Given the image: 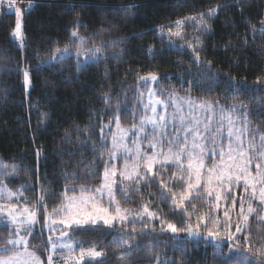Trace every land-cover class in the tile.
<instances>
[{"label":"snow or ice","instance_id":"1","mask_svg":"<svg viewBox=\"0 0 264 264\" xmlns=\"http://www.w3.org/2000/svg\"><path fill=\"white\" fill-rule=\"evenodd\" d=\"M237 2L216 5L206 11L193 10L156 26L154 30L158 29L162 45L168 50L183 53L190 49L194 54L197 72H188L193 76L188 81V89L184 90V95L175 89L165 91L159 86L164 77L149 72L137 78L140 87L136 90L131 126L121 125V108L125 103L121 101L113 109L116 115L109 117L107 123L101 122L98 132L97 126L91 123L83 128L73 124L70 130H65L60 144L70 142V147L60 149L61 154L74 156L79 150L81 155L90 152L91 157L77 161L75 166L71 161H61L60 171L54 169L53 175L65 181L62 190L57 189L55 180L45 185L47 175H41L39 171L44 159L42 147L35 149L39 188L33 198L25 197L24 193L32 191L35 185L26 183L15 191L8 188L5 181L18 175L19 165L0 161V218H7L0 219V227L8 228L6 238L0 235V264H45L32 250V238L40 240L37 250L48 252L46 264H54L58 253L62 254L59 258L64 264H105L106 249L113 245L122 264L141 249H149L146 255L154 257L155 264H191L190 258L186 259L188 242L194 247L203 242V264H264V230L254 234L250 226L253 217L258 225H264V119H261L264 117V95L257 99L247 96L245 103L240 99L245 96L241 89L250 86L234 77H226L223 90L218 96H212L222 83L220 74L212 71L211 60L200 58L204 44L200 34H211L208 21L223 8L233 7ZM3 3L4 0H0V5ZM18 3L19 0H7L8 13L14 9L16 17L11 36L20 42V48H26L23 14L31 10L35 0H31L28 9L16 6ZM183 3L184 0H178L176 7ZM75 6L68 5L69 8ZM85 27L77 18L69 43L60 47L56 41L49 54L38 52L39 59L34 66L5 70L22 73L23 85L28 92L32 88L31 73L42 66L53 67L75 56V66L79 70L108 55L106 45H118L128 39L124 36L101 39L98 44L92 41L91 46L85 47L89 43V34L87 31L84 35L79 33V29ZM188 27L194 29L191 40L187 39L189 34L185 31ZM257 31L264 36V21L259 29L252 28L253 34ZM244 43L247 44L246 39ZM231 46L229 42L225 48ZM163 50V47L154 50L151 46L148 49L149 55ZM122 52L123 49L110 55L118 56ZM203 65L206 70L200 71ZM260 80L257 77L255 85H259ZM193 88L207 92L209 96L193 97ZM257 91L264 93V88H257ZM229 92L234 94L231 98ZM100 98L106 105L101 111L106 115L107 106L112 103L111 93H102ZM222 100L229 102L221 103ZM257 109L259 114L255 115ZM41 118L47 120L48 114L41 113ZM253 118L258 121L255 125ZM9 167L12 171H6ZM25 171L32 173L33 169L29 167ZM89 179L100 182L95 186L76 183ZM145 184L157 186L159 201L167 207V214L152 200L142 201L136 208L124 206L134 194L142 195ZM13 200L23 203H12ZM157 221L159 228L155 226ZM137 224L140 227H136ZM37 225H40V237H35ZM45 232L46 240L43 238ZM113 232L116 235L104 244ZM74 233L85 237L92 233L99 238L92 241L76 239ZM163 236L168 239L162 241ZM145 237L150 239L144 240ZM160 243L180 256L161 254L156 250ZM86 244L89 246L85 247ZM101 244L104 246L100 247ZM208 246L213 249L211 262L206 258Z\"/></svg>","mask_w":264,"mask_h":264},{"label":"trees","instance_id":"2","mask_svg":"<svg viewBox=\"0 0 264 264\" xmlns=\"http://www.w3.org/2000/svg\"><path fill=\"white\" fill-rule=\"evenodd\" d=\"M27 1L28 6L24 9H28L31 3V0ZM177 2L178 0H35L31 10L23 14L22 30L27 38L24 41L26 48H20V42L11 36L15 26V12L12 10L9 14L8 9H5L0 13V50H2L0 51V161L8 165H19L18 175L10 181H5L10 189L15 191L21 185L29 183L35 187L24 195L28 198L36 196L39 185L36 183L35 149L42 147L44 159L39 171L41 175H47L45 185L55 180L57 189L62 190L65 181L53 175L54 169L57 172L60 171L58 166L61 165V161H71L72 166H75L77 161L88 160L91 157L90 152H84L81 155L79 150L74 156L61 154L60 149L66 150L70 147V142L60 144L65 130H70L73 124L83 128L91 123L97 126L98 132L101 122L107 123L109 117L116 115L113 109L121 101L125 102L121 108L123 113L121 125L131 126L133 104L137 97L136 90L140 87L138 76L156 72L164 77L159 81L161 88L165 91L175 89L180 95L185 94L184 90L188 89V81L193 79L188 72H197L194 54L190 49H186L183 53L168 50L166 45H162L158 29H154L157 25L169 20L174 21L188 15L193 10L206 11L216 5L233 4L234 0H184L180 7H176ZM70 4L76 6L69 8ZM130 4H136L137 7L128 8L127 5ZM129 13L134 14L129 15ZM77 18L86 26L79 29V33L84 35L87 31L89 34V43L85 47L91 46L92 41L98 44L101 39H115L121 36L128 39L118 45H106L105 52L108 55L101 58L99 62L85 64L79 70L75 66V56L53 67L42 66L39 71L31 73L32 88L26 92L22 73L9 72L5 69L34 66L39 59L38 52L42 55L49 54L56 46V41H59L60 47L69 43V35ZM262 21H264V0H238L233 7L223 8L217 16L208 21L211 34H200V39L204 41L200 58L213 62L212 71L218 72L222 81L220 87L211 93L212 96H218L223 90L227 83L226 77H234L250 86L241 89L245 96L240 99L245 103L248 102L247 96L257 99L264 95L257 91V88H264V36L258 31L255 34L252 32L253 27L256 29L261 27ZM185 31L189 34L187 39L191 40L194 29L188 27ZM93 33L97 35H92ZM245 39L247 44L244 43ZM229 42L232 46L226 49L225 45ZM150 46L154 50L162 47L164 50L159 54L149 55ZM121 49H123L121 55H110L113 52H120ZM8 57H14V59H8ZM62 64L63 67H61ZM129 69L131 71H128ZM199 70L205 71L206 65L201 66ZM257 77L261 78L259 85H255ZM102 93H111L112 96V103L107 106L109 111L106 115L101 111L106 107L100 98ZM191 95L208 97L209 93L193 88ZM233 95L231 92L228 93L229 98ZM226 102L229 101H221V103ZM43 112L48 114L45 121L41 118ZM258 114L257 109L255 115ZM257 122L255 118L252 119L253 125ZM112 128L114 131V122ZM110 136L111 133L109 138ZM73 141H75V134H73ZM90 146L91 141H89ZM29 167L33 169L32 173L25 171ZM100 170L101 172L103 170L102 164ZM6 171H12L11 167ZM99 182L98 179H89L78 180L76 183L95 186ZM239 191L243 190L239 189ZM147 200H152L154 205L162 208L163 213L167 214V207L159 201L156 185L149 187L145 184L142 195L134 194L124 206L136 208L142 201ZM121 202L124 203L122 199ZM238 208L239 205H237ZM220 214L223 215L222 212ZM167 218L172 219L171 216ZM233 220H235V214H233ZM155 226L159 228V221ZM250 226L254 234L264 230V225H258L254 217L250 219ZM136 227L140 225L137 224ZM7 232L8 228L0 227V235L6 238ZM40 235V225H37L35 237ZM73 235L76 239L90 241L99 238L92 233L86 237L80 233ZM114 235H116L115 232L108 236L104 244L111 241ZM167 239V236L161 237L162 241ZM31 245L36 254L45 260L43 251L37 250L40 240L32 238ZM88 246L85 245V247ZM115 248L116 246L113 245L106 249L108 258L105 264H122L119 260V252L115 251ZM188 249L186 259L190 258L191 264H203L205 258L203 242L199 247H194L191 242H188ZM156 250L161 254L167 252L168 257L180 256L178 252H174L171 247H165L163 243L158 244ZM148 251L149 249H141L136 256L124 261L123 264H155L154 257L149 258L146 255ZM224 251H228L227 246ZM212 252V247L208 246L206 258L209 262L213 258Z\"/></svg>","mask_w":264,"mask_h":264},{"label":"rangeland","instance_id":"3","mask_svg":"<svg viewBox=\"0 0 264 264\" xmlns=\"http://www.w3.org/2000/svg\"><path fill=\"white\" fill-rule=\"evenodd\" d=\"M169 111H171V109H169ZM123 163V159H121L120 160V164H122ZM9 188V187H8ZM10 189V188H9ZM12 190V189H11ZM25 196V195H24ZM26 197V196H25ZM12 203H23V201H16V200H13L12 201ZM0 219H4V220H6L7 218L6 217H2V218H0ZM45 236L43 237L45 240L47 239V232H45ZM33 251H34V249H32ZM43 253H44V256H45V260H42L41 258V260L42 261H44L45 262V264H46V261H47V256H48V252H46V251H43ZM37 255V254H36ZM60 255H62V254H60V253H58L57 254V259H56V261L54 262V264H64V262H63V260L62 259H60L59 257H60ZM38 256V255H37Z\"/></svg>","mask_w":264,"mask_h":264},{"label":"built area","instance_id":"4","mask_svg":"<svg viewBox=\"0 0 264 264\" xmlns=\"http://www.w3.org/2000/svg\"><path fill=\"white\" fill-rule=\"evenodd\" d=\"M23 6V8H26L28 6V1L27 0H19V3L16 6ZM7 9V0H4V3L0 5V13ZM14 11V9H13Z\"/></svg>","mask_w":264,"mask_h":264},{"label":"bare ground","instance_id":"5","mask_svg":"<svg viewBox=\"0 0 264 264\" xmlns=\"http://www.w3.org/2000/svg\"><path fill=\"white\" fill-rule=\"evenodd\" d=\"M5 11V10H4Z\"/></svg>","mask_w":264,"mask_h":264}]
</instances>
